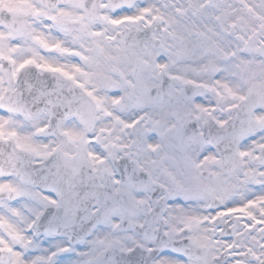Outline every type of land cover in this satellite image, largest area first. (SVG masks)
Returning <instances> with one entry per match:
<instances>
[{
	"label": "snow or ice",
	"instance_id": "6c2138e0",
	"mask_svg": "<svg viewBox=\"0 0 264 264\" xmlns=\"http://www.w3.org/2000/svg\"><path fill=\"white\" fill-rule=\"evenodd\" d=\"M0 264H264V0H0Z\"/></svg>",
	"mask_w": 264,
	"mask_h": 264
}]
</instances>
